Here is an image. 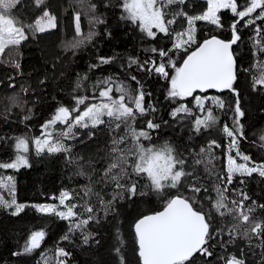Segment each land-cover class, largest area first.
<instances>
[{
  "label": "trees",
  "instance_id": "obj_1",
  "mask_svg": "<svg viewBox=\"0 0 264 264\" xmlns=\"http://www.w3.org/2000/svg\"><path fill=\"white\" fill-rule=\"evenodd\" d=\"M242 2L243 0H238V3ZM121 3L122 0H43L38 7L35 0H20L12 9L11 15L19 24L25 26L34 24L47 9L56 17L57 26L44 33H35L26 27L28 39L22 41L18 47L9 46L0 54V137L5 138L0 140V162H9L14 158V140L11 138L39 136L40 126L54 114L57 107L63 105L71 109L75 104L73 96L91 97L96 81L104 77H114L136 95L137 84L130 78L135 75L143 85V91L151 93L150 96H145V106L152 105L156 108L155 112L138 117L135 127L146 128L145 121L148 119L161 125L152 132L151 143L167 141L176 153L186 160L185 168L192 171L193 177L188 178L180 192L191 196L192 193L187 191L186 185L195 182L197 187H201L196 207L202 208L212 216L214 234L206 246L213 255L205 258L197 254L194 257L195 264H224L220 257L230 256L243 259L244 264H264V235L257 238L249 232V235L245 236L244 233L250 225L238 219L237 213H227L225 209H221L226 213L221 216L212 207L217 199V189L222 190L226 186V203L229 208L232 207V200L239 201L242 198L239 194L241 191L246 192L250 199L244 202L243 210L253 207L255 211L251 213L252 220H264V209L259 208L260 204H264V178L255 173L252 177L236 176L231 185H226L225 167L229 141L221 129L225 123L233 126V111L229 105L234 106V95L228 90L222 94H194L218 96L225 102L224 109H218L210 102L206 104V107H213L217 118L216 126L210 130L196 134L192 128L191 116L173 120L170 113L181 103L198 112L193 107V99H167L166 80L155 73L139 71L136 65L128 68L129 58L138 59L141 63L146 59H156L159 62L158 53H152L151 49L170 48L172 41L163 33H158L156 39L148 38L129 21L121 20ZM93 4L96 5L94 11L91 8ZM181 9L189 15H197L206 10V4L204 0H186L184 5H170L167 9L168 18ZM76 14L80 16L81 36H86L90 31L96 35L91 42L72 49L69 45L75 39L81 38L77 37L75 31ZM221 16L223 29L202 21L196 23L198 42L202 43L205 38L213 35L225 40L230 39L229 25L234 17L227 10L222 11ZM93 17H99L104 23L94 24ZM257 23L260 24L261 21ZM242 25L243 21L239 26L241 40L234 46L239 68L235 87L241 90L240 103L245 112V116L241 118L243 135L238 136V148L242 154L249 155L253 161L261 163L264 162V91H253V72L243 71L244 68L250 67L254 57L250 39L253 31ZM171 27L176 32L183 31L187 27L186 18L178 17ZM195 47L196 45H193V49ZM100 57H111L113 60L109 64L99 65ZM176 59L179 66L182 60ZM261 59H264V56ZM90 65L99 66L90 68ZM169 71L171 72L170 69ZM78 80L79 88L76 87ZM10 84L15 87H10ZM112 95L114 98L119 96L115 86ZM83 107L81 105V110ZM105 120L107 121L106 117ZM165 121L167 123H164ZM63 127L57 125V128ZM114 128L115 123L111 127L106 123L95 129H75L77 139L66 141L71 145L70 153L45 152L37 156L30 142V167H22L18 171L0 170V173L14 177L16 200L25 205L18 216L11 215L10 209L0 208V264H45L46 261L47 264H58V248H63L71 254L65 264H120V256L124 257L125 264H139L134 222L142 215L162 211L167 197L150 192L145 187L147 181L133 175L130 182H137L139 191L148 194L121 199L113 205L116 211L105 214L104 206L99 203L100 197L107 202L112 198L114 190L119 191L115 189L114 183L104 179V170L112 159V139L125 133L123 124L115 132L112 131ZM212 140H216L220 147L212 145L209 148ZM144 143L147 146L150 142ZM125 146L131 147L130 139L120 145L121 148ZM201 148L205 149L204 154H201ZM231 155L236 156L235 150ZM209 159L210 164L207 163ZM236 159L241 160L239 157ZM197 160L202 163L197 164ZM128 171L131 173L130 167ZM222 176L225 177L224 182L220 180ZM241 179L245 181L243 185L240 184ZM121 182L129 183L127 180ZM86 189L91 190L87 195ZM65 190L73 194L72 203H90L99 222L91 221L82 232L77 230L69 233L68 221L36 212L33 207L36 204L59 206V200L53 197L58 198L61 191ZM169 191L174 194L177 190ZM3 194L6 199H10L6 192ZM252 201H256V205H253ZM76 211L82 212V208H77ZM86 216L87 213H83V217ZM37 230L46 232L40 248L31 254L13 255L23 252L31 232ZM230 230L232 236L229 235ZM65 235H68V239H63ZM84 235L90 237L87 244L84 243ZM117 247L121 249L119 253L115 251Z\"/></svg>",
  "mask_w": 264,
  "mask_h": 264
},
{
  "label": "snow or ice",
  "instance_id": "obj_2",
  "mask_svg": "<svg viewBox=\"0 0 264 264\" xmlns=\"http://www.w3.org/2000/svg\"><path fill=\"white\" fill-rule=\"evenodd\" d=\"M20 2V0H0V54L4 53L9 46H19L22 41L28 39L26 27L35 33H44L50 29L56 28V17L45 9L34 24L22 25L11 15V11ZM206 10L202 14L189 15L182 9L172 13L171 18L167 11L168 6L184 5L186 0H122L120 5L122 14L121 20L129 21L136 26L139 31L151 39H156L158 33H163L172 41L171 47L164 49L153 47L152 53H158L159 62L156 59H146L141 63L138 59L129 58L128 68L133 65L137 66L139 71H147L149 74L155 73L158 77L168 82L167 99L184 100L191 97L194 101L193 107L198 110L194 112L186 104H179L175 107L170 116L173 120L183 119L186 116L193 117L192 128L196 134L214 128L217 124V118L214 115L213 107H206V102L218 109L225 108V102L218 96L194 95L195 93H208L209 90L223 92L228 90L234 99V106L229 105L233 111V126L224 124L222 134L229 138L227 165H226V185L233 183L234 177H252L258 174L264 178V162L257 163L249 155L242 154L238 148V136H242L241 118L245 112L241 108L240 96L241 90L235 87L238 81L239 68L234 55L233 46L241 40L239 35V26L243 21L242 27L251 28L253 36L252 55L254 57L249 68H244V72L252 71L251 88L253 91H264V0H204ZM43 0H35L36 6H40ZM94 11L96 5L91 6ZM227 10L234 17L230 28V39H221L215 35L205 38L203 42L196 39V23L198 21L206 22L218 29H223L222 11ZM259 10V11H258ZM256 14V15H253ZM178 17H184L187 21V27L180 32H176L171 26L176 23ZM257 21H261L260 24ZM94 24L104 23L99 17H93ZM155 29V31H154ZM75 31L77 37L69 47L77 49L86 43L91 42L96 35L90 31L86 36H81L80 16H75ZM193 45L196 47L193 49ZM191 49V50H190ZM183 53V55H181ZM182 60L177 65V59ZM113 58L100 57L99 65L111 63ZM99 65H90V68H96ZM171 70V72L169 71ZM87 77H85L86 79ZM132 81L137 84L136 95H133L128 87L118 82L114 77L108 76L96 81L93 86V94L88 96H73L75 104L71 109L67 106H59L55 109L54 114L47 119L41 126V133L36 137L18 136L14 140V158L9 162H0V170H16L22 167H30L28 154L30 151V142L34 146L37 156L55 153H70L71 145L66 141L77 139L75 129H95L100 125L107 123L109 127L115 123L113 132L120 129L121 125L125 126L124 135L118 138L113 137L110 155L111 162L104 170V179L110 180L115 184L114 194L110 200L105 202L100 197L99 203L104 206L105 214L109 211H116L113 207L121 199H132L136 195L144 196L148 193L139 191L137 182H130L135 175L140 179L147 181L145 187L150 192L166 196L163 210L153 214L142 215L134 222L135 241L138 245L139 264H195V255L202 257H211L213 253L206 246L209 239L212 238V216L205 213L202 208H197V195L201 192V187L196 183L187 184V191L192 193L191 196L180 192V188L185 186L189 177H193L190 170H186V160L178 155L174 147L167 141L163 143H151L152 132L159 129L161 125L155 123L152 119L145 121L146 128L137 129L135 127L137 118L144 117L149 112H155L156 108L152 105L147 107L144 104L145 96L151 93L143 91V85L135 75L130 76ZM43 83V81H41ZM10 87H15L10 84ZM119 93L118 98H114V91ZM76 87H80V81H77ZM86 101H90L86 103ZM83 105V110H81ZM131 105V106H130ZM183 114V115H182ZM107 118V121L105 120ZM30 117H25L28 119ZM164 123H167L165 121ZM57 125H63L62 129ZM130 139L131 147H123ZM264 139V137H262ZM0 140H5L0 137ZM144 141L150 143L146 146ZM220 147L216 140L209 143ZM235 150L236 156L231 155ZM201 154L205 149L201 148ZM236 157L243 162L237 163ZM202 163L201 160L196 161ZM211 163V159L207 161ZM131 168V173L128 169ZM194 179V178H193ZM127 180L129 183H122ZM224 182L225 177H220ZM245 183L244 179L240 184ZM177 190L176 193H170L169 190ZM91 190L86 189L85 195ZM204 191H207L204 189ZM228 191L225 186L222 190L217 189V199L212 205L221 216L227 213H237L238 219L243 223L249 224V232L260 238L264 235V220H252L251 213L255 208L249 207L244 211V202L250 197L246 192L241 191L242 197L239 201L232 200V207L229 208L225 193ZM4 192L10 199H6ZM15 179L12 175L0 173V208L10 209L11 215L18 216L25 208L16 200ZM99 196V194L97 193ZM59 206L55 204H36L33 205L36 212L43 215H54L60 220L68 221V232L83 231L91 221L99 220L95 215L94 207L85 201L82 204L72 203L74 199L72 193L61 191L58 198ZM68 201V203H66ZM256 205V201H252ZM61 206L63 210H61ZM82 208V212L76 211ZM259 208L264 209V204ZM83 213H87L86 218ZM232 236V231H229ZM44 230L32 231L28 240L25 242L22 253H13V255L31 254L34 250L40 248L41 242L45 239ZM89 235H84V243L89 241ZM63 239H68L65 235ZM97 243H99L97 241ZM117 253L121 251L119 247L115 249ZM58 257L69 255L63 248L56 250ZM224 264H244L243 259L236 256L228 258L220 257ZM120 264H125L123 256L119 257ZM47 264V261L45 262ZM58 264H65L63 260Z\"/></svg>",
  "mask_w": 264,
  "mask_h": 264
},
{
  "label": "built area",
  "instance_id": "obj_3",
  "mask_svg": "<svg viewBox=\"0 0 264 264\" xmlns=\"http://www.w3.org/2000/svg\"><path fill=\"white\" fill-rule=\"evenodd\" d=\"M67 253H68V252H67ZM70 258H71V254L69 253V255L66 256V257H59V258H58V261L63 260V261L66 263V261L69 260Z\"/></svg>",
  "mask_w": 264,
  "mask_h": 264
},
{
  "label": "rangeland",
  "instance_id": "obj_4",
  "mask_svg": "<svg viewBox=\"0 0 264 264\" xmlns=\"http://www.w3.org/2000/svg\"><path fill=\"white\" fill-rule=\"evenodd\" d=\"M50 30H52V29H50ZM50 30H48V31H50ZM154 31H155V29H154ZM196 31H197V29H196ZM47 32V31H46ZM196 39H197V37H196ZM208 102H206V104H207ZM228 139V141H229V138H227ZM236 161H237V163H242L243 161L242 160H237L236 159ZM226 165H227V157H226ZM226 168V167H225ZM63 210V209H62Z\"/></svg>",
  "mask_w": 264,
  "mask_h": 264
},
{
  "label": "water",
  "instance_id": "obj_5",
  "mask_svg": "<svg viewBox=\"0 0 264 264\" xmlns=\"http://www.w3.org/2000/svg\"><path fill=\"white\" fill-rule=\"evenodd\" d=\"M235 46V45H234ZM234 46H233V49H234ZM225 91H227V90H224L223 92H217L216 90H209V92H215V93H217V94H222V93H224ZM197 255V254H196ZM195 255V256H196Z\"/></svg>",
  "mask_w": 264,
  "mask_h": 264
}]
</instances>
